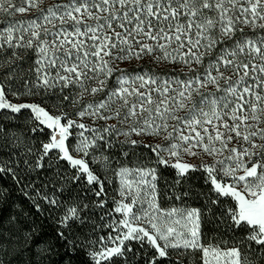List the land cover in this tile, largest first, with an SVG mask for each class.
Listing matches in <instances>:
<instances>
[{
  "label": "snow or ice",
  "instance_id": "6c2138e0",
  "mask_svg": "<svg viewBox=\"0 0 264 264\" xmlns=\"http://www.w3.org/2000/svg\"><path fill=\"white\" fill-rule=\"evenodd\" d=\"M25 14L34 18L17 19ZM0 16V113L27 112L43 137L34 152L31 139L0 123V141L24 148L0 174L20 184L23 163L51 173L47 184L61 192L85 183L96 197L119 182L109 214L121 218L98 241L73 234L89 205L71 193L64 202L39 191L31 198L37 212L39 200L60 210L66 264L81 251L88 264H264V0H0ZM167 170L175 180L163 207ZM196 173L206 191L189 183ZM200 199L201 207L188 203ZM212 220L233 237L208 239ZM34 231L16 217L0 222V253L34 252L41 259L27 264H43L53 248L35 243Z\"/></svg>",
  "mask_w": 264,
  "mask_h": 264
},
{
  "label": "trees",
  "instance_id": "16d2710c",
  "mask_svg": "<svg viewBox=\"0 0 264 264\" xmlns=\"http://www.w3.org/2000/svg\"><path fill=\"white\" fill-rule=\"evenodd\" d=\"M30 16V15H29ZM0 19H4L0 16ZM17 19L27 20L31 19L28 15L18 16ZM31 59V53H29V60ZM145 67L148 69L152 68L153 65L146 62ZM155 70V69H154ZM167 72V70H159ZM36 99H40L37 97ZM71 110V109H70ZM10 115L9 113H0V123L5 124L7 127H10L13 131H16L18 134H23V139L25 142H28L29 139L34 143L33 151L39 148L38 139H43L38 133L34 134L30 131L32 125L28 124L27 121V112L18 114L14 120H5L4 116ZM33 143H29L28 146L32 147ZM24 150L23 145L21 148H13L9 143L5 145L4 141H0V163L10 162L9 156L11 155L12 160L17 158L23 159L19 156V153ZM137 153H140L142 149H135ZM145 155H148L146 150H143ZM115 153V158L119 159L122 163L129 165L137 161L136 157H133L131 161L122 157L118 151L113 150ZM29 159H32L31 157ZM63 163V162H61ZM15 167V165H13ZM67 167V165H65ZM97 169L99 165H95ZM17 174L21 179V183L17 184L16 181L12 178L10 174H0V191L4 192L5 195L3 198H0V222L6 227L8 221L16 217L19 222V227L25 231H34L33 241L35 243L51 246L53 251L50 254H47L43 257V264H66L68 257L65 255V248L61 247L62 241H59L56 237V233L60 230L58 225V217L61 215L60 210L55 209L54 207H49L46 201L39 200L38 202L42 206V211L37 212L33 207L32 199L36 197V192L39 191L42 194H47L52 196L61 202H64L68 199L70 193L72 197L76 200L81 201L84 204H88L89 207L84 210L83 224H76L73 228V234L81 241H98L99 237L108 235L112 229H109L106 225L111 223L117 213L114 211L109 214V212L114 209V200L118 199V179L113 180L111 183H106L104 197H96L92 191H89L88 186L85 183L80 185L69 184L65 187L63 192L60 191L59 182L55 185L47 184V180L51 173H45L42 170H36L29 172L23 163L17 168ZM102 175L111 179V172H103ZM175 180V173L172 170L163 171V179L159 181V189L161 192V205L163 207L171 206L169 202L165 200V195H171V188L173 187V181ZM197 189L207 190L204 185L203 179L201 178L200 173L194 174V179L189 182ZM47 185V186H45ZM187 185L181 184L175 186V194H180L185 190ZM23 189V190H21ZM25 192L28 195H25ZM100 199L107 201L103 208L96 207V202ZM174 204L179 205L180 201L173 200ZM192 206L201 207L204 204V200L200 199L195 202L192 200L188 201ZM103 217V219H102ZM227 224H222L219 228L216 226V221L212 220L211 222H206L204 225V230L207 233L208 239L213 238H222L224 240H230L233 237L231 232L227 231ZM23 244V240H21ZM28 247L34 249V243L29 242ZM133 247L135 248V242H133ZM255 247V246H254ZM147 250V249H145ZM41 259L36 257L34 252L28 253L25 252L23 255H18L16 253L12 254H2L0 253V261H3V264H27L29 260L36 261ZM183 261V264H190L186 257H179ZM72 264H88V257L85 252L81 251L75 256L71 257ZM175 264V260L173 261ZM198 264V260H197Z\"/></svg>",
  "mask_w": 264,
  "mask_h": 264
},
{
  "label": "rangeland",
  "instance_id": "374dc122",
  "mask_svg": "<svg viewBox=\"0 0 264 264\" xmlns=\"http://www.w3.org/2000/svg\"><path fill=\"white\" fill-rule=\"evenodd\" d=\"M59 2H61V0H44V5L46 6V5H49V4H52V3H59ZM25 15H28V17H30V18H34L31 14H25ZM30 15V16H29ZM135 64V62H133V65ZM123 66V65H122ZM152 68H154V66L152 67ZM170 68H171V66H168L167 67V69L168 70H170ZM146 69H148L147 67H146ZM155 69V71H157V72H162L163 73V71H158V70H156V69H159V70H167V69H165L163 66L161 67V68H154ZM130 70H131V67H130ZM109 83H111V81L109 82ZM92 98L91 97H89L88 98V100H91ZM97 99H99V97H97ZM85 122L86 123H89V124H92V121L91 120H87V119H85ZM108 123H113V121H109ZM104 124V122L103 121H96L95 122V124H93V127H99V126H101V125H103ZM87 134V133H86ZM119 139L120 140H123L124 138L121 136V137H119ZM141 152V151H140ZM137 163V161H135V162H133L132 164H129V166H135V164ZM118 184H119V182H118ZM120 199V197H119V195H118V199L117 200H119ZM117 215V217H115L114 218V220H119L120 218H121V214H119V213H117L116 214ZM113 231V230H112ZM111 231V232H112ZM110 232V233H111Z\"/></svg>",
  "mask_w": 264,
  "mask_h": 264
}]
</instances>
